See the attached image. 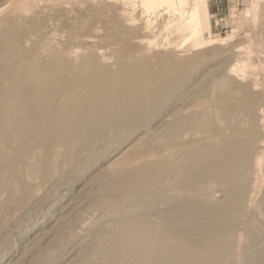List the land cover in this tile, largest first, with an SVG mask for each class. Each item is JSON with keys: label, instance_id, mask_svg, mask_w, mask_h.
Listing matches in <instances>:
<instances>
[{"label": "rangeland", "instance_id": "374dc122", "mask_svg": "<svg viewBox=\"0 0 264 264\" xmlns=\"http://www.w3.org/2000/svg\"><path fill=\"white\" fill-rule=\"evenodd\" d=\"M74 2L0 0V27L33 16L39 21L33 29L38 30L35 40L45 36L57 47L68 42L72 50H79L73 56L79 61L95 54L93 61L110 72L125 68L136 69L138 75L180 72L184 88L169 93L174 102L181 98L177 108L186 109L197 101L194 90L213 85V72L253 94L252 129L258 138L242 177L247 184L243 199L236 203L227 198V190L215 182L205 184L200 192L208 197L205 206L214 214L215 222L208 228L224 233L222 244L229 252L213 255L211 264H264V0H186L185 4L180 0H77L87 19L70 11L58 19L57 14L70 10ZM49 12L55 14L50 22L46 21ZM59 22L70 25L65 30H77L75 35L54 36ZM51 55L44 52L43 57L49 60ZM187 87L194 89L183 94ZM230 98L221 95L218 100L223 106ZM168 108L174 110L170 106L160 110L145 129L128 127L118 139L92 143L89 152L77 145L49 150L39 133L27 136L29 149L19 146L8 173L0 174V264H89L93 248L115 228L114 211L96 210L110 163L121 149L132 145L135 151L169 143L171 133L164 131L170 123ZM179 137L174 141L181 143ZM53 152L61 157L54 160ZM138 208L132 212L138 213Z\"/></svg>", "mask_w": 264, "mask_h": 264}, {"label": "bare ground", "instance_id": "6f19581e", "mask_svg": "<svg viewBox=\"0 0 264 264\" xmlns=\"http://www.w3.org/2000/svg\"><path fill=\"white\" fill-rule=\"evenodd\" d=\"M76 1L70 10L60 11L58 19L70 11L86 20ZM52 15L49 12L46 21H52ZM34 18L0 27V174L8 173L19 146L29 149L26 137L31 134L39 133L49 150L77 145L89 152L92 143L118 139L131 126L145 129L156 113L174 107L172 112L167 109L170 123L164 130L171 133L169 143L135 151L132 145L121 149L110 163L96 210L114 211L115 228L93 248L89 264H211L213 255L229 253L222 244L224 233L208 228L215 222L214 214L200 190L215 182L227 190V198L236 203L243 199L247 184L242 177L257 137L250 90L213 72L214 84L197 87L193 94L197 101L186 109L177 108L181 98L174 102L169 93L184 88L182 73L138 75L134 68L110 72L93 61L95 54L79 61L73 57L79 50H72L68 42L57 47L45 36L35 40L38 30L33 29L39 21ZM68 27L59 22L54 36L75 35L77 30H65ZM28 42L30 46L24 44ZM44 52L52 54L51 59H45ZM193 89L187 87L183 94ZM221 95L231 96L223 106L218 100ZM198 106L200 111L191 112ZM178 136L181 143L174 141ZM53 154L54 160L61 157ZM136 207L140 211L132 212Z\"/></svg>", "mask_w": 264, "mask_h": 264}]
</instances>
